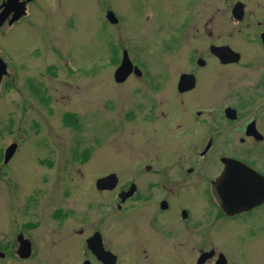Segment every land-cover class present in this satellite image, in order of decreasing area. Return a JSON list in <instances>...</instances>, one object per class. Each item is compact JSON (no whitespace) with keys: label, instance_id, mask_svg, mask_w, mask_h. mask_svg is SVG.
<instances>
[{"label":"rangeland","instance_id":"obj_1","mask_svg":"<svg viewBox=\"0 0 264 264\" xmlns=\"http://www.w3.org/2000/svg\"><path fill=\"white\" fill-rule=\"evenodd\" d=\"M235 2L245 5L241 23L231 18ZM107 12L117 17L116 25L106 21ZM262 29L264 0H35L20 24L11 28L5 23L0 28V56L7 65L0 83V251L23 233L36 243L40 256L35 253L30 264L39 259L42 264H83L85 239L94 228H102L106 241L118 249L119 234L107 230V224L99 227L95 211V223L83 213L88 200L102 198L94 188L99 175L134 168V161L124 166L125 155L134 149L124 145L129 128L122 127L121 113L139 82L130 76L115 84L123 50L146 78L171 82L170 94L172 78L187 68V51L193 56L207 45L227 44L242 52L246 62L256 61L263 53ZM214 65L206 70L215 72ZM256 71L231 70L235 78ZM204 76L200 73L201 82ZM241 86L246 83L239 82L236 91ZM229 87L224 82L225 94ZM262 103L242 101L241 109ZM66 118H72L68 122L75 129ZM11 144L17 151L3 164ZM58 209L62 219L52 217ZM29 222L37 226L24 230ZM242 226L249 224L230 227L233 231L225 226L210 230L201 243L193 239L190 260L173 264H195L198 248H215L228 264H264V229L254 233Z\"/></svg>","mask_w":264,"mask_h":264},{"label":"flooded vegetation","instance_id":"obj_2","mask_svg":"<svg viewBox=\"0 0 264 264\" xmlns=\"http://www.w3.org/2000/svg\"><path fill=\"white\" fill-rule=\"evenodd\" d=\"M34 1L26 2L24 16L12 27L29 15V5ZM231 18L235 21L232 14ZM257 27H261V24H257ZM186 31L188 36L189 31ZM263 32L264 29L257 33L263 53L254 57L256 61L246 62L242 52L227 44L207 45L206 49L197 50L193 56L187 51V68L178 77L172 78L170 94L167 88L171 82L165 83L167 79L135 78L139 84L133 85L132 98L128 100L129 104L128 101L122 104L125 109L121 113L122 127L129 128L128 132L125 131L127 141L124 145L134 149L131 155H125L124 166L127 169L128 161H134L133 172L124 169L126 172L119 175L112 172L99 175L94 181V188L102 198L99 201L94 198L88 200L90 206L83 213L93 223L98 216L99 227L101 223L107 224V230L119 234V247L115 249L106 241L102 228L92 231V235H100L102 251L109 254L105 259L113 258L114 264H173L175 261H187L189 253L195 251L190 247L192 240L199 238L201 243L206 240L202 237L210 230L222 231L226 227L233 231L230 227H238L246 222L249 226L242 227L254 233L256 229H264ZM202 33L203 36L212 37V32ZM212 47L230 48L239 55V61L221 63L211 52ZM199 52L201 55H197ZM210 63L215 64L217 72L206 70ZM233 69L257 71L251 77L235 78L231 72ZM200 73L205 74L202 82ZM182 75H187L186 88V85L179 86ZM224 82L228 87L234 85V91L232 86L225 94ZM239 82L246 83V86L239 87L240 92L236 91ZM217 99L221 100L220 105H216ZM259 99L263 100L262 105L241 109L242 101ZM245 105L251 106L250 103ZM230 162L245 166L251 173H242L254 181L248 199L250 206L231 215L223 211L215 197L217 194L227 195V189L225 186V189L214 188V183L225 171L226 163ZM234 170L240 172L241 168L235 165ZM111 174L116 176L114 188L97 190V180ZM246 180L240 183L249 185ZM240 202L236 199V204ZM75 212L79 213L77 210ZM52 217L62 219V210L55 211ZM83 220L79 217L76 219L82 223ZM34 226L37 224L26 223L24 230L34 229ZM78 233H82V230ZM19 235L30 244L27 259L18 257ZM260 239L264 248V237ZM85 246L83 264H105L100 255L97 256L87 247V239ZM12 247L14 250H11ZM37 252L36 243L19 233L14 245H3L0 264L9 260L30 264ZM209 252L210 256L201 259L203 254ZM220 255L215 248H198L195 264H219ZM36 256L39 258V253ZM224 259L228 264V260ZM36 264H42V261L39 259Z\"/></svg>","mask_w":264,"mask_h":264},{"label":"water","instance_id":"obj_3","mask_svg":"<svg viewBox=\"0 0 264 264\" xmlns=\"http://www.w3.org/2000/svg\"><path fill=\"white\" fill-rule=\"evenodd\" d=\"M30 0H27L26 2H29ZM1 12H0V28L4 25L9 15H11L10 20L8 21V25L14 23L17 21L23 14L25 10V2L19 3V0H6L1 5ZM232 16L235 20L241 21L243 19V5L241 3H237L233 10H232ZM106 19L114 24L116 23V19L112 13H108L106 16ZM261 40L264 46V33L261 35ZM211 52L221 61V63H236L239 61V55L237 53H234L230 48L228 47H212ZM135 73H137L136 69L134 70ZM132 72V66L129 62L127 53H123V58L121 60L120 66L117 68V70L114 73V79L117 83L124 82L127 77ZM138 74V73H137ZM6 75V65L3 63V61L0 59V82L3 78V76ZM186 85L184 88L187 87V75H182L180 77L179 86ZM185 90V89H184ZM16 151V145H10L4 154V163H8V161L12 158ZM234 165V166H233ZM235 165H239L241 168L240 172H235L237 170H234ZM242 171H247L248 173H251L250 170H248L245 166H242L241 164H234V163H226L225 171L222 174V176L214 183V188L217 190L218 188H221L225 186L227 189V195H216V200L218 201L219 205L223 209V211L229 215L237 213L245 208H248L250 206V203H237L235 204L236 199L247 201L250 198V191L251 187H253L254 181L251 180L252 178L246 176ZM239 173V174H238ZM247 179L245 182H247L249 185L240 183ZM116 182L115 176H109L104 179H101L97 182V188L100 190H111L114 188V184ZM236 182V183H235ZM238 186V187H237ZM224 188V189H225ZM254 200V199H253ZM20 243V248L18 251V255L22 259H26L30 255V244L27 240H22V238L19 236L18 238ZM87 247L95 252L97 256H101L100 259L103 258V261L105 264H114L113 258L111 259H105V256H108L109 254H106L102 251V245L99 234L93 235L91 238L87 240ZM209 254H203L202 258H205L207 256H210ZM219 264H226V260L222 255L219 257ZM89 264V263H88ZM200 264V262H198Z\"/></svg>","mask_w":264,"mask_h":264}]
</instances>
